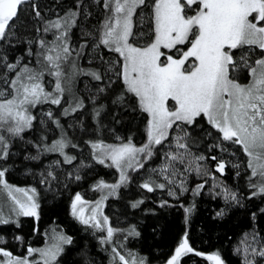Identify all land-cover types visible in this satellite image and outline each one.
Wrapping results in <instances>:
<instances>
[{
	"label": "snow or ice",
	"instance_id": "snow-or-ice-1",
	"mask_svg": "<svg viewBox=\"0 0 264 264\" xmlns=\"http://www.w3.org/2000/svg\"><path fill=\"white\" fill-rule=\"evenodd\" d=\"M227 166L235 186L217 177ZM19 170L32 181H10ZM93 176L88 199L79 183ZM66 191L104 260L55 218L41 230L43 202ZM205 191L223 200L215 219H248L232 248L240 264H264V0H0V225L21 229L0 233V264H229L190 238ZM110 198L125 201L115 217ZM176 209L178 239L157 259L140 244L144 214L155 236Z\"/></svg>",
	"mask_w": 264,
	"mask_h": 264
},
{
	"label": "trees",
	"instance_id": "trees-1",
	"mask_svg": "<svg viewBox=\"0 0 264 264\" xmlns=\"http://www.w3.org/2000/svg\"><path fill=\"white\" fill-rule=\"evenodd\" d=\"M52 2H54V0H52ZM100 17L101 12L93 8V17L90 18L89 23H97ZM23 19L27 21V23L21 24V34H25V29L30 31L32 28V22L28 20L27 13H25ZM134 139H136L137 142H142L143 138L141 136H137L134 137ZM156 162H159V160L157 159ZM115 171L116 170L114 169H107L104 166H99L97 169V175L103 176L107 179H112L114 178ZM215 171L218 178L222 177L229 185L235 186V177L232 174L230 166L226 167V172L223 174L219 173L218 170ZM94 178L95 177L93 176L79 183V188L81 190H85V195L88 199H95L98 195L95 190L89 188V183ZM9 179L12 182L21 184L30 183L32 181L30 176L26 177L22 174V170L13 172L9 176ZM204 179H208L209 183H211L210 178L204 177ZM195 182H198V178L193 176V183ZM208 186L209 185H206L205 188ZM74 187L75 185H70V188ZM144 191L146 192L147 190ZM217 191H219V188H217ZM140 192L141 189L133 184L131 185V191L125 193V198L127 200L134 199L138 194H140ZM160 195V192H156L155 195L152 196V199L145 203L144 207L154 206L153 201ZM184 195L185 197L190 198L191 192L185 193ZM68 201L69 192L67 191L64 193L63 198L53 200L51 196L47 197V199L42 204L43 214L39 221L41 230L48 227L52 223L53 218H55L59 225L64 226L70 233L76 236L78 242L88 240L92 248V253L96 255L98 259L104 260L106 254H101L99 252L96 247V241L90 240L89 236L82 231L81 225L70 216ZM222 203L223 200L221 197H209L206 191L197 198V206L199 211L190 221V238L192 239L194 245L199 247L201 250H210L213 247L220 248L225 253L229 264H240L239 258L234 252H232V248L240 239L241 233L248 227V219L246 215L239 212H234L224 221L215 219L212 216L213 206L215 205L218 207ZM113 204H116L120 209H123L125 201L117 200L115 198L109 199L105 211L108 212L109 215H113L115 217V215H119L120 213L113 212L111 207ZM131 211L136 215H139V213H137L135 210ZM165 215L167 216V220L162 223L160 234L153 236V234L148 229V225L152 224V216L149 213L144 214L145 237L144 240L140 242V244L143 246L145 251L150 250L157 259L166 257V255L169 254L170 249L174 246V243L178 239V234L180 232V226L182 223L181 210L179 209L173 210L171 213H166ZM23 219L24 223L22 230L25 234H30L31 226L35 222L34 218L25 217ZM152 227H155V225H152ZM13 231H21V229L16 228L14 225H0V233L2 234L10 235ZM32 242L39 243L40 237L33 236ZM9 243L11 246V242ZM187 261L188 264H210L205 258H199L195 254H189Z\"/></svg>",
	"mask_w": 264,
	"mask_h": 264
},
{
	"label": "rangeland",
	"instance_id": "rangeland-1",
	"mask_svg": "<svg viewBox=\"0 0 264 264\" xmlns=\"http://www.w3.org/2000/svg\"><path fill=\"white\" fill-rule=\"evenodd\" d=\"M209 263L211 264V262L209 261Z\"/></svg>",
	"mask_w": 264,
	"mask_h": 264
}]
</instances>
